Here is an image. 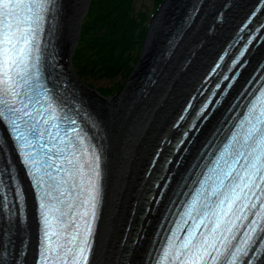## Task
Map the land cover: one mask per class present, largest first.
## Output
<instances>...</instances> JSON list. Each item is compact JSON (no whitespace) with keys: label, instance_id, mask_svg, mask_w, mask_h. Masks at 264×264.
Here are the masks:
<instances>
[{"label":"snow or ice","instance_id":"obj_1","mask_svg":"<svg viewBox=\"0 0 264 264\" xmlns=\"http://www.w3.org/2000/svg\"><path fill=\"white\" fill-rule=\"evenodd\" d=\"M61 8L60 0H0V123L36 199L34 264H95L103 143L93 134L98 125L70 117L60 85L47 82L46 67L55 58L50 39ZM262 8L264 0L240 31ZM197 13L193 9L188 21L194 23ZM222 18L223 13L217 21ZM248 50L245 46L232 67ZM228 55L225 50L219 60ZM220 68L216 63L209 75ZM243 96L242 109L215 150L198 166L196 178L189 176L183 185L184 199L171 212L165 232L157 234L147 264H264V84ZM207 109L205 104L198 117ZM29 228L24 188L0 136V264H27ZM25 232L29 235L21 236Z\"/></svg>","mask_w":264,"mask_h":264},{"label":"bare ground","instance_id":"obj_2","mask_svg":"<svg viewBox=\"0 0 264 264\" xmlns=\"http://www.w3.org/2000/svg\"><path fill=\"white\" fill-rule=\"evenodd\" d=\"M254 1L233 0L223 21L217 22L210 29L212 15L224 0H206L194 23L186 28L169 58L152 59L156 48L157 51L162 50L163 45L159 44V38L171 32L165 25L172 20L176 23L181 12L176 10H182L183 5L188 3L185 0H169L153 21L142 59L133 77L113 97L99 98L83 87L72 74L79 88L91 100L108 133L106 192L96 243L95 264H138L160 208L159 204L153 207L154 199H150L151 193L159 189L155 181L164 169V160L171 153L169 149L174 146V138L181 134L186 125L181 123L180 126H173L174 117L183 100L200 81L205 66ZM86 5L87 0H62L60 40L63 58L69 68L77 23ZM263 50L264 40L251 53L237 84ZM189 57L190 60L185 65ZM151 67H154L152 78L156 79L141 88L140 78ZM139 87L141 89L138 91ZM207 126L208 122L184 152L181 164L174 170V177L177 176L179 167L187 161L190 148L201 139ZM162 140L164 147L161 155L151 171L147 172L153 153ZM182 147L175 154V158ZM173 167L174 160L168 169ZM149 202L151 205L147 207ZM28 216L31 243L27 262L34 247L32 237L35 229L31 211H28Z\"/></svg>","mask_w":264,"mask_h":264},{"label":"trees","instance_id":"obj_3","mask_svg":"<svg viewBox=\"0 0 264 264\" xmlns=\"http://www.w3.org/2000/svg\"><path fill=\"white\" fill-rule=\"evenodd\" d=\"M132 0H93L87 36L78 60L80 76L112 80L132 71L144 30V15L132 16ZM160 2V0H154ZM133 61V62H134ZM131 62V63H130ZM120 83L97 89L103 95L119 90Z\"/></svg>","mask_w":264,"mask_h":264},{"label":"rangeland","instance_id":"obj_4","mask_svg":"<svg viewBox=\"0 0 264 264\" xmlns=\"http://www.w3.org/2000/svg\"><path fill=\"white\" fill-rule=\"evenodd\" d=\"M132 2V9H133V11H132V16L134 17V16H136V15H138V16H140V14H142L140 11H142L143 13H145V15H144V22H143V24L145 23H147L149 20H150V14L152 13V12H154V10H156V5L154 4V0H132L131 1ZM148 24V23H147ZM77 42V41H76ZM75 46V45H74ZM71 58V60H70V68H68L69 69V71H72L73 72V75H75V72H74V67H73V61H74V59H73V57L71 56L70 57ZM133 61L134 60H132V64H133ZM131 63V62H130ZM134 65V69L136 68V63H134L133 64ZM134 71V70H133ZM132 73L130 72L129 73V75H131ZM75 78L79 81V83L81 84V85H83L86 89H88V90H90V91H92L95 95H97V96H99L97 93H95L93 90H91V89H89L81 80H79L78 79V77L75 75ZM82 80L83 81H85L87 84H89V85H91L92 87H95V88H98V89H101V88H104V87H110V86H115L117 83H120L119 84V86H120V88H119V90L118 91H116L117 93L116 94H118L122 89H123V87L125 86V84H126V82H125V77H124V73L123 74H121V75H117L114 79H112V80H105V79H97L96 78V76H95V78L93 79V78H91V77H89V76H83L82 77ZM123 82H125L124 83V85L122 86V84H123ZM121 87H122V89H121ZM121 89V90H120ZM116 94H114V95H112L111 97H113V96H115ZM99 97H101V96H99ZM105 99H108V98H110V96H108V97H104ZM147 243V242H146ZM145 247V246H144ZM144 251V250H143ZM143 251H142V256H143ZM141 256V257H142ZM141 260V259H140ZM138 264H139V262H138Z\"/></svg>","mask_w":264,"mask_h":264}]
</instances>
